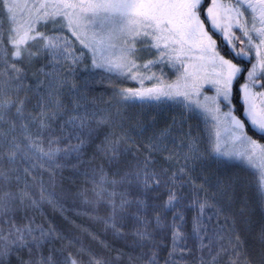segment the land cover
Returning <instances> with one entry per match:
<instances>
[{"label":"snow or ice","instance_id":"1","mask_svg":"<svg viewBox=\"0 0 264 264\" xmlns=\"http://www.w3.org/2000/svg\"><path fill=\"white\" fill-rule=\"evenodd\" d=\"M0 64V264H264V0H0Z\"/></svg>","mask_w":264,"mask_h":264},{"label":"rangeland","instance_id":"2","mask_svg":"<svg viewBox=\"0 0 264 264\" xmlns=\"http://www.w3.org/2000/svg\"><path fill=\"white\" fill-rule=\"evenodd\" d=\"M223 2H227V0H223ZM67 34L69 36H71V33H67ZM71 38L72 39H75V37H71ZM3 73H4V68H3V65L0 64V79H3L4 78ZM81 74H82V76L87 75V73H85L83 71V67L82 66H81ZM135 82L137 83V85H139V83L137 81H135ZM148 83L149 82L146 80L145 81V85H148ZM107 85H110V84H106V83L105 84H102V83L96 82V83H92V84L89 85V89L90 90L87 93V97H88L87 102L89 103V105H93L94 104L95 106H97L99 108H106L109 104H114L115 103V101H114V99L112 97V94H107L105 96V92H102L101 91V92L97 93L95 91V88L105 87ZM128 110H129V112L131 111V109H127L125 107H122L121 108V111L122 112H126L127 113ZM113 111H114V109H113ZM139 111H140V109H139ZM129 116H130V114H129ZM134 116H131V117H133V119H134L135 118ZM177 119H179V117H177ZM185 128H187V125H185ZM41 171H43V170H41ZM28 178H29V180L32 179L31 176H29ZM43 179L47 180V173L46 172H44V174H43ZM36 190L38 192L39 191V188L37 187ZM251 191H252V189H251ZM242 192H243V190H242ZM74 209L75 208H71L70 209L69 206L66 205L65 206V212L62 214L61 211H60V209H58V208L57 209H53L50 205L45 204L44 207L42 209H40L39 213L37 214V218L38 219L45 220V221H47V220L55 221L56 220L58 223L65 224L64 223L65 220L63 218L65 215H67L68 217H70V220H72L73 218H79V217L82 218V217L85 216V215H79V214H77V211H75ZM47 210L48 211H51V213H55V215L51 216V218H50L49 217V213H48ZM65 222L67 223V225L71 226V224H70L69 221H65ZM12 259H13V264H15L16 258L13 257Z\"/></svg>","mask_w":264,"mask_h":264},{"label":"trees","instance_id":"3","mask_svg":"<svg viewBox=\"0 0 264 264\" xmlns=\"http://www.w3.org/2000/svg\"><path fill=\"white\" fill-rule=\"evenodd\" d=\"M237 34L239 35V33H237ZM27 75H28V81H26V83L34 82L35 79H36V76H40L41 79H44L43 73H41V72L38 71V66H36V65H34L31 68V70L27 73ZM120 86L121 87H133V88L139 87V85H137V83L135 81H131V80L124 81L123 84H121ZM95 91L97 93H99L101 91L102 92H105V96H106L107 94H111L112 93V85H107L105 87L95 88ZM138 112H140V111H139V108L137 107L135 109H131L130 112L128 110L127 115L129 116V114H130V116H134V115L136 116V113H138ZM240 115H241V118H244L243 117V111H242V109H241ZM134 119H133V122H134ZM71 171H72L71 169L64 170L65 177H67L68 174ZM66 182L67 183H71L72 186H73V189L75 190L76 185L80 184L82 181L81 180H75V181H66ZM243 194H244V192H242V190H241L240 195H243ZM247 194L249 196L252 195V191H251L250 188L247 190ZM68 206H69L70 209L73 208L70 205H68ZM81 207H87V206L84 205V204H81ZM74 210L76 211V209H74ZM48 213H49V217L50 218H51V216L55 215V213H51V211H48ZM84 217H82V218L81 217H79V218H73L72 220H75L77 224H84L85 226H87L92 231L97 232L98 235L100 236V239L107 238L108 241H109V243H115L117 246H120L122 244V242H120V241H114L110 235L107 236V237H105V234L102 233V232H100V230L97 228V222L93 218H91L89 216H86V215ZM54 222H57V221L55 220ZM64 223L67 224L65 221H64ZM57 224H63V223H58L57 222ZM71 227H73L75 231H78V229H75V226L74 225H71ZM83 239H84V242L86 244L87 243H91L94 247H97V248L101 247L100 244H99V240H92L91 237L87 233H84L83 234ZM248 240H249L250 243L253 242L252 239H251V237H248ZM163 254L164 253H162V255ZM112 255H115V253L113 252Z\"/></svg>","mask_w":264,"mask_h":264},{"label":"flooded vegetation","instance_id":"4","mask_svg":"<svg viewBox=\"0 0 264 264\" xmlns=\"http://www.w3.org/2000/svg\"><path fill=\"white\" fill-rule=\"evenodd\" d=\"M208 2H210V0H208ZM210 27V25H208ZM217 39H218V42L219 40L221 39V37L219 35H217Z\"/></svg>","mask_w":264,"mask_h":264}]
</instances>
